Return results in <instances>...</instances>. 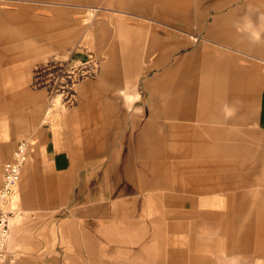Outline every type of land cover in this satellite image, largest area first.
Masks as SVG:
<instances>
[{
    "label": "crops",
    "instance_id": "crops-1",
    "mask_svg": "<svg viewBox=\"0 0 264 264\" xmlns=\"http://www.w3.org/2000/svg\"><path fill=\"white\" fill-rule=\"evenodd\" d=\"M76 1L93 3L89 14L94 10L101 17L92 35L99 44L112 34L107 18L113 24L119 20L105 11L119 8L153 22L177 21L190 31L187 19L201 26L206 22L219 50L197 48L166 64L169 129L159 127L163 117L157 110L144 122L135 116L134 127L128 128L124 101L114 90L139 79L144 57L158 53L159 59H169L175 51H169V39L177 32L148 30L146 24L139 31L117 29L121 57L113 47L100 80L83 86L82 103L65 117L54 115L49 123V101L33 86V72L43 52L58 51L62 44L68 49L78 39L70 13L63 10L64 34L47 35L32 18L22 38H0V189L5 165L14 160L19 144L29 140L33 145L18 190L20 208L31 216L12 221L13 241L22 256L18 264H167V236L177 245L174 198L182 186L175 177L181 170L192 189L193 181L202 179L198 188L208 189L214 182L211 186L221 194V184L227 185L224 162L230 160L233 187L241 194L237 209L264 208V195L253 205L254 200L244 195L264 193V0ZM15 18L25 22L22 16ZM8 27L0 24V31ZM28 35L33 39L26 40ZM45 44L50 46L42 49ZM78 70L58 86L65 96L71 95L74 79L85 75L82 68L74 76ZM148 92L157 96L155 83L149 84ZM226 109L229 116L224 121ZM228 132L231 148L223 153L229 142L223 134ZM234 196L228 200L231 204ZM212 198L203 199L205 210L224 207ZM237 209L229 207L216 219L238 220ZM256 214L251 210L254 224L244 235L234 229L230 236L241 240L239 250L254 252L264 263V214L258 217L261 228ZM126 250L131 260L116 261V254ZM173 252L171 261L178 262V252ZM203 260L196 257L197 264Z\"/></svg>",
    "mask_w": 264,
    "mask_h": 264
},
{
    "label": "rangeland",
    "instance_id": "rangeland-1",
    "mask_svg": "<svg viewBox=\"0 0 264 264\" xmlns=\"http://www.w3.org/2000/svg\"><path fill=\"white\" fill-rule=\"evenodd\" d=\"M91 6H93V3H79L76 0H0V24H4L5 26L9 25L4 32L0 31V38L12 39L14 34H17L15 38H22L24 36V34H22L23 27L28 24V19L31 20L32 18L40 22L41 32L45 28L47 35H57L56 32H62L64 34V28L62 29L65 17L63 10H67L70 13L72 28L76 29V27H78V32H80L76 42L70 44L68 49L65 48L66 45L62 44V49L58 51L43 52L40 61L36 63L33 72V86L36 89L43 90L45 97H47L49 101L47 121L45 122L49 123L51 121L49 119L54 115L61 116V118L69 115L71 111H74L82 103L84 96L82 95L83 86L85 84L93 83L94 80H100L99 78L104 72L103 68L108 64L111 58V50L113 47H117V56L118 58L121 57L123 53V48L121 47L122 40L119 39L120 36L117 33V29H132L139 31V29H143V24H146L148 30L152 29V27H158L164 29V31L177 32L178 36L169 39L171 44L173 43L169 51H175L169 54V59H165V56L163 60L159 59L161 58L159 57L161 54L158 53H156V55H148L144 57L140 61L141 74L138 77L139 79L134 81V83L125 85L123 88L114 90V94L117 95L119 100L124 101L128 128L134 127L133 118L135 116L140 119L142 118V121L144 122L147 120V116L156 115L155 111L157 110V114L163 117L162 120L158 119L159 127L167 125L169 129L166 64L168 65L169 63L174 62V60H179L185 57L194 50H197V48H212L215 51L219 50V45L215 44V41L210 38L207 32L208 29L206 28V22L201 26L197 23V20L187 19L184 23L185 25L188 24V27H192V30L190 31V29H186V26H182L181 23L177 21L153 22L151 20L149 21L146 17L135 15L132 11L114 8L113 10H107L105 12L117 15L119 20L116 21V24H113L112 20L107 18L105 24L111 28L110 30L112 31V34L108 36V39L104 44H99L92 35L96 32L95 26L97 21H100L99 19H101V17L94 15V10L89 14V8ZM97 6L100 5L98 4ZM120 11H122L123 14H121ZM125 11L126 13H124ZM21 12L22 14H20ZM20 15L24 18V23L15 22V17H21ZM210 19L214 20V16ZM13 20L14 22H12ZM155 20H159V17L156 16ZM189 23L192 25L189 26ZM11 24L12 27L10 26ZM49 27L51 28V31H47V28ZM192 31H194L193 34H191ZM24 38L26 40L33 39V37H30L29 35ZM49 46L50 45L45 44L40 47L42 49H47ZM82 68L85 70V75H79L77 77ZM77 69L79 70L74 74L77 78L74 79L75 82L72 84L70 91L71 95H69V97L65 96L64 92L57 88L60 86L61 81L64 83L67 82L66 78L70 75L69 73ZM112 71L114 70L110 69L107 72L112 74ZM161 78H164L165 80H162ZM53 81L56 83V88L54 87L55 83H53L52 88L49 87ZM150 83H155L156 91H158L157 96L151 97L149 94L148 89ZM134 105L135 107L133 108ZM151 110L152 112L154 110V112H150ZM228 116L229 109H226L223 120H227ZM154 125L158 126L156 123H154ZM60 126L62 129L64 128L63 130L67 129L64 123L63 125L60 124ZM229 135V132L224 133V139L228 140ZM230 148L231 144L229 139V142L224 143L223 153L226 149ZM231 162L232 161L230 160H225L224 162L225 168H228V170H225L227 177L225 183H227V185L223 187L221 184V194H218L217 192L219 188L211 186V183L214 184V182H209L210 188L208 189L202 190V188H198L202 179L194 180L193 183H196V187L192 189L190 186L192 185V182L186 180L187 175L183 170H181L182 173H180L178 177H175V179H179L178 182L180 186H182V189H176L175 193L179 196L174 198L177 245H175L172 237L170 238L167 236V264H197L196 257L204 259L200 264H264L261 263L262 259L255 258L254 252L249 254L244 250H239L241 240H236L235 237L231 238L230 236L234 229H236L238 236L243 234L247 229H250L254 224L252 218L253 215H250L251 210H253L254 213H257L256 216L258 218L259 216L261 217V214H264L263 207H250L244 211L240 209L241 216L238 220L218 221V219H216L218 215L222 217L227 214L229 207L237 209L238 202H240L241 194H238L239 201L237 202L236 197L238 195L235 193V188L233 187ZM209 175L213 176V172H210ZM198 176L200 177L201 175ZM222 183H224V181ZM187 188L190 189L187 190ZM18 190L8 209L14 212L10 222V247L12 251L18 252L17 255L19 256V260L16 263L8 262L6 264H18L22 258L21 252L18 251L16 248L17 245L16 243L14 244L13 241V226L15 225L12 224V221L16 219L20 222L31 216L27 211L20 208L21 195ZM201 192H210V194L209 196L206 195L203 197L199 195ZM213 192L217 193L213 194ZM233 194L235 195V203L231 204L228 200H230V196ZM244 195L248 197L249 202L254 200V203H251V205H253L259 203L256 202V199L261 200L264 193L256 192ZM207 196L211 199H213L212 197L219 199L224 207L216 210H205L202 201L203 199L208 198ZM240 210L237 209L238 212H240ZM57 218L62 219L60 213ZM255 222H257L259 228H261L262 223L259 221V218L256 219L255 217ZM58 241L59 240H56V242ZM174 250H177L178 252V262L171 261V259L175 258ZM113 252L116 253L117 250L114 249ZM125 253L126 254H120L119 257L118 254H116L115 260L117 261L120 259L130 261L132 258L130 255L131 253H129V250H126Z\"/></svg>",
    "mask_w": 264,
    "mask_h": 264
},
{
    "label": "built area",
    "instance_id": "built-area-1",
    "mask_svg": "<svg viewBox=\"0 0 264 264\" xmlns=\"http://www.w3.org/2000/svg\"><path fill=\"white\" fill-rule=\"evenodd\" d=\"M32 143L23 141L15 154V160L4 168V182L0 189V264L16 263L19 260L18 252L11 250V218L14 215L8 207L13 202L16 192L22 181V171L31 154Z\"/></svg>",
    "mask_w": 264,
    "mask_h": 264
}]
</instances>
